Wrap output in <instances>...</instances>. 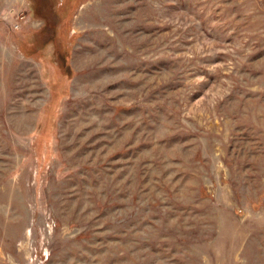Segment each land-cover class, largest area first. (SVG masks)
<instances>
[{"label":"rangeland","instance_id":"1","mask_svg":"<svg viewBox=\"0 0 264 264\" xmlns=\"http://www.w3.org/2000/svg\"><path fill=\"white\" fill-rule=\"evenodd\" d=\"M0 264H264V0H0Z\"/></svg>","mask_w":264,"mask_h":264}]
</instances>
